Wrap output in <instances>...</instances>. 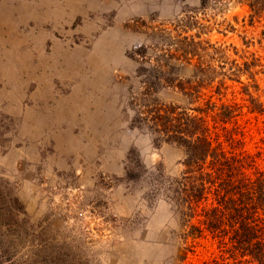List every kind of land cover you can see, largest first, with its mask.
Instances as JSON below:
<instances>
[{"label":"rangeland","instance_id":"1","mask_svg":"<svg viewBox=\"0 0 264 264\" xmlns=\"http://www.w3.org/2000/svg\"><path fill=\"white\" fill-rule=\"evenodd\" d=\"M200 1L0 0V179L46 247L71 251L83 264H166L181 254L180 264H223L207 236L179 241L171 205L149 198V186L131 190L122 181L131 152L149 170L181 172V151L155 147L127 112L137 87L128 55L148 44V27L186 11L205 27L204 40L236 47L234 59L255 53L264 65L262 26L248 25V8L210 1L201 13ZM232 86L224 101L240 104L241 115L229 127L244 135L241 148L257 151L264 116L248 114L241 86ZM254 94L264 103L263 80ZM158 98L179 100L170 90Z\"/></svg>","mask_w":264,"mask_h":264},{"label":"trees","instance_id":"2","mask_svg":"<svg viewBox=\"0 0 264 264\" xmlns=\"http://www.w3.org/2000/svg\"><path fill=\"white\" fill-rule=\"evenodd\" d=\"M210 1L215 7L232 2L201 0L194 10L204 12ZM236 2L248 8L250 27L261 24L257 42L262 46L264 0ZM188 13L172 23L148 27V44L135 45L128 55L137 63V87L127 107L131 127L147 134L157 148L180 150L181 172L169 177L161 165L149 170L131 152L122 181L131 190L149 186V198L171 205L179 241L207 236L216 243L223 264H264V135L257 151L241 148L244 135L229 127L241 115V106L224 101L232 84H238L247 113L264 116V103L254 94L264 81V65L255 53L242 50L234 59L231 52L237 55L236 47L204 40L205 27ZM229 29L234 31L231 25ZM164 90L179 100L161 101L158 94ZM32 231L10 183L0 179V264H83L71 251L46 247ZM183 260L184 255H176L166 264Z\"/></svg>","mask_w":264,"mask_h":264}]
</instances>
